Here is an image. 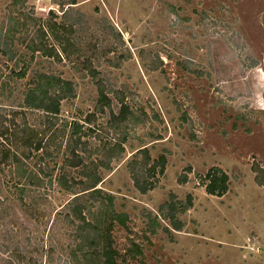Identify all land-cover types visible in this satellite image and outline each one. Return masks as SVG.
Listing matches in <instances>:
<instances>
[{"label": "rangeland", "instance_id": "rangeland-1", "mask_svg": "<svg viewBox=\"0 0 264 264\" xmlns=\"http://www.w3.org/2000/svg\"><path fill=\"white\" fill-rule=\"evenodd\" d=\"M69 1L18 5L0 0V23L17 16L20 8L43 20L54 12L57 23L76 26L72 37L80 46L73 49L72 60L36 55L21 79L11 72L19 71L22 62L14 64L0 54V116L22 111L23 92L35 72L53 71L76 85V97L62 102L61 118L94 114L90 144L100 146L123 128L112 122L107 107L97 108L100 91L90 72L97 69L110 97L109 88L118 90L147 114L144 124L129 129L123 157L103 171L99 186L115 195L116 208L130 215L140 237L142 209L157 212L171 191L179 198L193 196V207L181 215L184 229L173 236L163 231L150 236L144 240V256L125 264H264V186L254 171L264 168V0ZM90 61L93 67L87 68ZM39 114L28 111L29 122ZM144 146L153 160L167 156L164 175H157L159 186L146 194L134 186L128 166ZM63 156L45 162L58 170ZM214 167L230 176L222 196L207 193L199 179ZM180 174L188 175L186 183H179ZM14 181L9 167L0 165V201L9 207L14 238L30 237L32 246L40 245L38 254L50 252L39 264H75L63 231L50 230L54 208L71 195L41 188L38 207L37 201L22 200ZM127 234L121 225L113 230L119 249ZM4 256L7 264H21L13 251Z\"/></svg>", "mask_w": 264, "mask_h": 264}, {"label": "trees", "instance_id": "trees-1", "mask_svg": "<svg viewBox=\"0 0 264 264\" xmlns=\"http://www.w3.org/2000/svg\"><path fill=\"white\" fill-rule=\"evenodd\" d=\"M27 1L14 0V3L21 5ZM68 3L76 4L77 1ZM18 12L17 16L9 15L7 23H0V54L14 64L22 62L19 71L12 69L13 75L24 78L29 69L28 62L36 55L58 61L64 57L72 60L73 49L78 51L80 48L75 36L72 37L78 30L73 23H57L54 12L45 20L23 8ZM18 46L31 54L29 61L26 60L28 53ZM114 50L112 46L110 52ZM91 63L87 68L93 67ZM90 72L100 91L98 110L103 111L107 107L112 122L117 120L115 123L120 127L122 125L123 129L120 132L115 130L117 133L100 146L90 144L96 129L94 114H88L85 118L76 116L71 120L60 116L62 102L76 97L73 80L53 71H37L34 80L23 92L24 98L19 106L22 111H15L10 117L0 116V165L9 167L22 200L28 198L31 204L37 201L35 205L38 207L42 199L38 200L36 194L41 188L55 187L58 192L71 195L60 208H54L50 227L53 231H63L64 238L69 240L67 246L70 248L71 263L125 264L144 256V240H149L150 236L160 231L173 236L175 231H182L186 222L181 215L193 207V196L188 194L186 198H179L171 191L157 212L142 209L144 228L141 237L132 229L130 215L119 211L115 195L99 185L103 181V171L111 170L112 163L123 157L129 129L144 124L147 114L142 110L138 112L125 95L118 94V90L109 88L108 92L114 93V97H110L104 82L96 76L99 75L97 69ZM28 111L40 112L33 124L29 122ZM16 115H21L20 121ZM152 136L155 140L160 139L159 135ZM61 153L64 155L63 163L58 170L45 162L46 157L54 160ZM166 163V154L161 153L153 160L147 146L138 149L128 164L136 189L146 194L157 188V175H164ZM254 171L257 182L264 186V168L257 166ZM187 172H192L191 166L187 167ZM199 179L207 193L212 195L222 196L230 188L229 174L219 167L211 168ZM187 181V174L179 175V183ZM8 209L0 201V263L7 264L9 260L4 255L13 251L19 263L39 264L40 259L50 252L42 249L38 254L40 245L32 246L30 237L23 239L19 234L17 239L14 238L17 234L10 226ZM118 225L128 232L127 243L122 249L115 245L113 236V230Z\"/></svg>", "mask_w": 264, "mask_h": 264}]
</instances>
